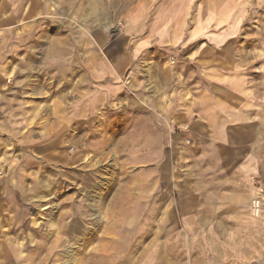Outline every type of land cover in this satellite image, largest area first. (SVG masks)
Here are the masks:
<instances>
[{"label":"crops","instance_id":"crops-1","mask_svg":"<svg viewBox=\"0 0 264 264\" xmlns=\"http://www.w3.org/2000/svg\"><path fill=\"white\" fill-rule=\"evenodd\" d=\"M257 1L135 0L111 19L103 0H0V52L10 55L0 62V98H56L54 110L64 111L70 94L50 84L74 71L68 108L77 125L116 103L174 124L160 169L178 178L167 191L177 199L158 204L177 229L136 264H264V221L251 216V200L264 199V26H245ZM1 102L0 138L27 139L28 123L16 119L27 104ZM205 146L219 147L206 154L218 165L174 169L199 162ZM130 253L104 256L130 264ZM0 264H17V255L0 247Z\"/></svg>","mask_w":264,"mask_h":264},{"label":"rangeland","instance_id":"rangeland-1","mask_svg":"<svg viewBox=\"0 0 264 264\" xmlns=\"http://www.w3.org/2000/svg\"><path fill=\"white\" fill-rule=\"evenodd\" d=\"M103 1L114 19L135 0ZM245 26H264V1L251 5ZM121 29L118 23L111 32ZM9 57V51L0 52V62H10ZM74 76L70 71L63 85L50 84L53 90L70 94L64 111L54 110L56 98L16 99L11 94L0 98L3 106L26 103L25 114L16 119L28 123L25 130L30 127L25 140L0 138V247L13 251L17 264H109L121 259L106 258V251L117 255L125 249L131 252L130 264H136L138 252L151 249L177 229L171 230L164 216L168 211L158 204L166 203L167 209L177 199L167 191L178 178L164 176L165 168L160 169L175 127L167 115L128 110L127 103H116L94 122L77 125L68 108L76 100ZM136 92L130 93L132 97ZM25 141L36 144L25 147ZM200 149L189 152L199 155V162L188 160L174 169L218 165L207 156L217 154L218 146ZM61 153L65 156H57ZM259 183L264 187V178ZM251 201V216L264 221V199Z\"/></svg>","mask_w":264,"mask_h":264}]
</instances>
